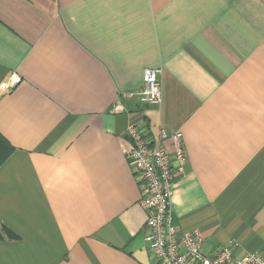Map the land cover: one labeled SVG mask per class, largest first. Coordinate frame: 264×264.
Here are the masks:
<instances>
[{
	"label": "crops",
	"instance_id": "crops-1",
	"mask_svg": "<svg viewBox=\"0 0 264 264\" xmlns=\"http://www.w3.org/2000/svg\"><path fill=\"white\" fill-rule=\"evenodd\" d=\"M132 124L183 134L182 231L264 254V0H0V264H157Z\"/></svg>",
	"mask_w": 264,
	"mask_h": 264
},
{
	"label": "built area",
	"instance_id": "built-area-1",
	"mask_svg": "<svg viewBox=\"0 0 264 264\" xmlns=\"http://www.w3.org/2000/svg\"><path fill=\"white\" fill-rule=\"evenodd\" d=\"M161 75L162 68L146 67L142 88L128 95L137 94L142 102L161 106L164 102ZM16 81L13 78L10 84ZM127 135L126 159L141 183L140 206L147 214L144 236L157 264H264V254L242 252L235 239L206 253L204 235L198 230L182 231L176 223L171 205L172 185L189 159L181 132L160 128L154 138L132 124Z\"/></svg>",
	"mask_w": 264,
	"mask_h": 264
},
{
	"label": "trees",
	"instance_id": "trees-1",
	"mask_svg": "<svg viewBox=\"0 0 264 264\" xmlns=\"http://www.w3.org/2000/svg\"><path fill=\"white\" fill-rule=\"evenodd\" d=\"M13 148L0 139V166L11 154Z\"/></svg>",
	"mask_w": 264,
	"mask_h": 264
}]
</instances>
